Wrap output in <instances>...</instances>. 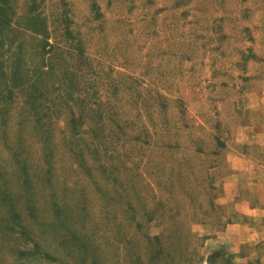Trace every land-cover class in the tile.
I'll list each match as a JSON object with an SVG mask.
<instances>
[{"label": "rangeland", "instance_id": "1", "mask_svg": "<svg viewBox=\"0 0 264 264\" xmlns=\"http://www.w3.org/2000/svg\"><path fill=\"white\" fill-rule=\"evenodd\" d=\"M33 2L0 30V264H203L254 223L264 0Z\"/></svg>", "mask_w": 264, "mask_h": 264}, {"label": "crops", "instance_id": "2", "mask_svg": "<svg viewBox=\"0 0 264 264\" xmlns=\"http://www.w3.org/2000/svg\"><path fill=\"white\" fill-rule=\"evenodd\" d=\"M253 208V210H246V213L249 214L254 223L230 222L225 225V230L228 232H223V236H221L224 240H207L203 264H223L219 262L226 260H228L226 264H250V261L260 257L258 254L255 256L254 253L264 241V225H262L264 208L259 207V204L253 205ZM253 224L254 226H252ZM246 234L247 237L245 238ZM222 248L227 250L228 259L226 258V260L223 256L220 257Z\"/></svg>", "mask_w": 264, "mask_h": 264}, {"label": "trees", "instance_id": "3", "mask_svg": "<svg viewBox=\"0 0 264 264\" xmlns=\"http://www.w3.org/2000/svg\"><path fill=\"white\" fill-rule=\"evenodd\" d=\"M35 2V0H33ZM33 2V3H34ZM16 6H15V0H0V30L4 29V27H8L12 25L13 23V15L16 13ZM8 25V26H7ZM2 43V44H1ZM4 46V42H0V47ZM46 46L52 47V44L49 42V40L46 42ZM46 49V47H44ZM1 54V52H0ZM16 71L12 72L11 78L15 79H21V73H20V67L18 64H16ZM5 60L1 61L0 59V74L5 73Z\"/></svg>", "mask_w": 264, "mask_h": 264}]
</instances>
